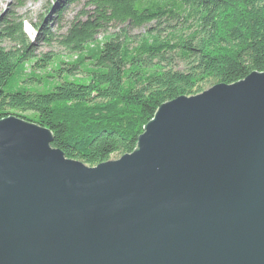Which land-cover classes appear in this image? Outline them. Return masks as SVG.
Listing matches in <instances>:
<instances>
[{
    "label": "water",
    "instance_id": "1",
    "mask_svg": "<svg viewBox=\"0 0 264 264\" xmlns=\"http://www.w3.org/2000/svg\"><path fill=\"white\" fill-rule=\"evenodd\" d=\"M0 120V264H264V73L158 107L95 167Z\"/></svg>",
    "mask_w": 264,
    "mask_h": 264
},
{
    "label": "trees",
    "instance_id": "2",
    "mask_svg": "<svg viewBox=\"0 0 264 264\" xmlns=\"http://www.w3.org/2000/svg\"><path fill=\"white\" fill-rule=\"evenodd\" d=\"M29 1L8 0L0 16V120L49 130L53 148L88 167L132 153L160 105L264 73V0L57 1V19L86 9L62 35L43 18L34 26L67 62L31 51L15 13Z\"/></svg>",
    "mask_w": 264,
    "mask_h": 264
},
{
    "label": "rangeland",
    "instance_id": "3",
    "mask_svg": "<svg viewBox=\"0 0 264 264\" xmlns=\"http://www.w3.org/2000/svg\"><path fill=\"white\" fill-rule=\"evenodd\" d=\"M57 1L61 0H37V1H29L23 7L15 10L17 16L24 20L23 30L30 43L34 46L31 49L33 54L36 57H40L43 54L51 52L55 54L61 61H68L67 53L60 48L59 45L53 44L50 47H45L41 42L37 41V30L34 26L38 25L43 18L45 24H50L51 32H55L58 35H62L69 28V25L76 19H82L81 14L86 10L84 7V3H78L75 5H71L65 12H63L59 19H57V12L52 9L56 8ZM51 8L49 14L46 15V10ZM13 10L12 4L8 2V0H0V16L6 15L8 12ZM88 10V9H87ZM112 32V29L110 30ZM142 30L132 31L131 35H139L142 34ZM3 46L5 49H10L11 44L8 42H4ZM213 84L206 85L204 87V91L210 89ZM118 156H112L110 160L118 159Z\"/></svg>",
    "mask_w": 264,
    "mask_h": 264
}]
</instances>
